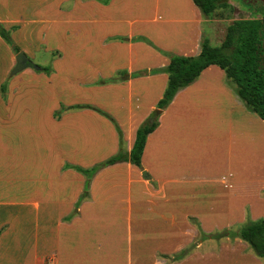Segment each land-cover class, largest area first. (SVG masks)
Listing matches in <instances>:
<instances>
[{
  "label": "crops",
  "instance_id": "obj_1",
  "mask_svg": "<svg viewBox=\"0 0 264 264\" xmlns=\"http://www.w3.org/2000/svg\"><path fill=\"white\" fill-rule=\"evenodd\" d=\"M227 2L232 4L230 0ZM183 5L186 6V11L182 9ZM183 12H187V16ZM221 20L222 18L212 15L203 16L192 0H109L106 4L97 0H0V23L10 29L12 37L56 39L57 44L52 46L54 53L58 52L52 61L53 71L45 78L52 80V86L56 83L55 76L59 71H63V85L69 86L70 75L66 71L73 70L72 81L78 91L92 89L95 86L92 84L99 75L108 78L118 69H126L129 73L140 72L126 80L96 84L98 91L110 93L111 108L88 103L108 111L116 120L122 130V147L126 151L131 148L137 126L154 109L166 85V73H151L150 70L164 66L168 57L145 42L120 41L114 37L130 38L142 34L134 31L135 24L139 23H172L175 35L171 36V41L175 53L194 55L200 50L202 38L207 35L210 37L214 26ZM63 40L66 44L65 41L62 43ZM21 50L25 51L23 47ZM145 52L146 55L157 58L158 65L142 63L141 57ZM14 56V53L9 54L11 66L15 62ZM24 70L23 74L28 78L23 81L11 80L6 85L5 96L0 97V264H149L150 257L144 251L136 250L133 257L129 254V251H134L131 248L132 239L127 243V251L123 252L119 248L121 243L115 240L109 241L111 244L116 242V245L110 246L103 245L104 242L97 239H88L86 233L80 240L69 241L65 238L70 233V228L88 217V210L94 213L90 216L92 218L98 215V208L103 206L109 208L110 205H115L112 211L118 214L123 211L124 224L132 226L134 223L130 214L134 197L139 189L141 192L149 189L147 185L146 188H140L146 180L139 175L140 178L135 177V171L138 173L139 167L125 161L117 162L94 174L90 180L89 196L82 199L76 207L84 177L72 168H64V163L85 167L117 151L118 135L107 118L88 108L66 109L55 117L54 112L60 104L53 100L52 95L50 100L53 103L49 108L48 120L52 127V144L59 148L54 155V181L51 178H39V163L37 158L33 160V153L22 152L21 155L8 157V147L13 145L5 142V134L13 131L35 133L38 129L37 113L32 110L21 113L12 108L14 98L36 96L32 89H27L26 83L40 76L34 73L32 67ZM75 70L79 73H75ZM151 83L156 85L155 91L151 89ZM224 102L227 103L225 106ZM63 103L66 106L84 104L86 100L70 96ZM209 111L218 119L219 128L225 126V119H228V131L234 132L237 128L238 133L241 115L244 126L247 119H252L253 116L249 113L253 111L237 95L235 86L226 79L224 71L216 64L208 65L192 83L176 92L170 103L160 109L157 127L147 135L141 166L149 174L148 181L157 182L160 213L164 216V213L168 214L172 198H179L178 193L183 189L184 183L211 180L204 175L208 157L205 155L202 161H198L192 158L191 149H183L184 142L188 146L193 141V135L197 142L198 131L204 135L209 134ZM152 141L158 143V176L154 175L148 164ZM183 152L187 155L179 160L178 156ZM217 182L220 186L215 190L220 193L215 195L226 198L228 194H235V172L221 174L217 177ZM245 185L246 180L244 187ZM145 207L151 208L150 205ZM169 214L176 217L171 224L179 223L181 228L180 213L171 210ZM68 215L70 218L64 219ZM199 222L203 229L204 224ZM88 226L89 223L83 230H87ZM205 241L207 240H201L191 251L178 258L174 257L171 262H168V257L182 249V245L174 249H161L162 255L158 258V263L212 264L224 261L225 264H231L230 251L236 249L231 245L237 241L227 245L226 241L219 240L220 243L215 247L200 249ZM222 242L225 243L220 245ZM144 243L151 245L148 241ZM242 248H237L236 251L239 252ZM144 255H147V260ZM237 258L241 259L235 257Z\"/></svg>",
  "mask_w": 264,
  "mask_h": 264
},
{
  "label": "rangeland",
  "instance_id": "obj_2",
  "mask_svg": "<svg viewBox=\"0 0 264 264\" xmlns=\"http://www.w3.org/2000/svg\"><path fill=\"white\" fill-rule=\"evenodd\" d=\"M163 1L165 2L166 0ZM230 1L232 4H229L227 7L217 8L212 14V16L222 18V20L219 24L214 26V30L211 31L210 37L207 35L211 45L215 46L221 43L227 25L233 19L260 16L259 13L252 12V10L262 4L264 5V0ZM151 2L152 1H150V4ZM251 5L253 7L252 10H250ZM182 9L186 11V6L183 5ZM183 15L187 16V12H183ZM171 24L172 23L165 24L161 22L135 24L134 31L142 32V34H136L135 36H144L143 32H145L144 34L146 36L144 37L150 40L155 46L158 45V48L166 52L175 53L176 51L173 49L171 41V36L175 35V31L171 27ZM123 28L124 27H120V29ZM11 38L17 46H20V49L21 47L24 48V52L33 63L42 66H50L52 68L53 58H55V54L58 53L57 51L54 53L55 50L52 49V46L57 44L56 39L54 41L53 38L41 40L39 38L32 39L17 36H11ZM64 41L65 40H63L62 43H64ZM155 41L158 43L156 44ZM145 43L148 44L147 42ZM148 45L149 47L151 46L150 44ZM151 47L155 49L153 46ZM10 53H13L10 46L2 39V42L0 43V85L4 84L5 88L11 80L19 79L20 81H23L28 78L23 74L25 73L24 71H26L24 70L25 68L14 75L9 74L13 67L9 62ZM146 53L147 52L142 55L141 62L158 65V59L154 56H148ZM91 56L93 58L94 55L92 54ZM66 72L70 75L69 86L63 85L62 83V78L64 77L62 75L63 71H59V74L55 76L56 83H53V86L52 80H45V78H48L47 75L49 73L47 74L43 71L34 72L37 73V76H40V78H32V80H28L29 83L26 84L27 89H32V92L36 94V96L26 95L21 98H14V105L12 108L16 111L19 110L21 113H23V111L30 112L31 110L37 113V132L13 131L5 134V137H3L5 138V142L13 145L8 147V157H14L23 153H33V160L35 161L36 158L38 160V174L39 178L42 180L51 178V181H54L53 178L56 177L54 155L59 151V148H57V145L52 144L53 140L51 141L52 135L50 133L52 127L48 120L49 108L52 105L53 100H56V103L59 101V104L64 105L63 102L70 96L76 99H80L81 97V99L86 100V103H91L97 106L98 104H101L105 107L111 108L109 98L110 93L106 91H98L97 85L101 83L96 82L102 78L100 75L92 84L95 85V89L93 87L92 89L78 91L72 81V76L74 75L73 70ZM75 73H79V71L75 70ZM89 87H91V85H89ZM151 89L155 91L156 85L151 83ZM2 93L5 95V90L2 92L0 89V97H2ZM52 95L54 96L53 100H50ZM226 104L227 103L224 102L223 105L225 106ZM0 110H2L1 107ZM209 112L207 121L209 134L206 133L204 135L201 131H198V133L196 132L197 142L196 136L193 135V141L188 146L186 142H184V148L181 146V149L183 148L184 150L191 149L193 159L202 161V158L205 155L208 157L209 160L205 167L204 175L211 179L208 182L200 181L199 183H184L183 189L178 193L179 198H172V202L168 208L169 211L172 210L178 214L180 213V222H182L181 228H179V223L171 224V221H173L172 219L176 218L174 214L170 216L168 211V214L164 213V216L160 213L161 204L158 198L157 182L153 181L152 183L148 181L146 177L142 176L141 170L143 168L141 166L139 167L138 173L135 171V177H143L146 181L143 182L145 184L141 185L140 188H146L145 185H147V188L149 189H147V192H141L139 189V193L134 197L132 214H130V219L134 223L132 226L128 227L124 224L123 220H125V216L123 211L119 212V214L118 212L116 213V211H112L115 205H110L109 208L108 206H103L98 208V215L92 218H90V216L94 213L88 210V217L80 224H75V228H70V233H67L68 235H66L65 238L69 241H74V239L80 240L81 236L86 233L88 239L89 237L92 240L97 239L100 242H104H101L103 245H116V242L111 244V242H109L110 240H115L118 243H121V247L119 248L123 250V252L127 251L129 248L127 243L132 239L131 248L134 251H129V254H132L133 257L136 250L139 249V251H144V253L148 254L150 257L149 264H159L158 258L162 255L161 249L166 247L174 249L177 246L180 247L182 245V249L176 254L172 253L168 257V262H171L174 260V257L177 256L178 258L181 254L184 255L191 251L201 240L207 241L203 242L200 249L212 246L215 247L220 243L219 240L226 241L227 245L234 244L237 241L233 246L231 245L232 248L236 247V249L233 248V250L230 251V256H232L231 264H264V258L256 255L247 242L240 238L239 241L243 243L238 242V237L224 234L226 231H236L249 220L264 217V122L255 112H249L253 115L252 119H247V123H245L244 126L243 117L241 115V125L239 126L240 133L237 132V128L234 133L233 131H228V119H225V126L221 127V129L217 123L218 119L213 116L211 111ZM227 117V113H225V118ZM8 126L11 127L10 124H8ZM89 135L90 134L88 133L87 140H89ZM151 143L148 164L154 171V175L158 176V143L155 141H152ZM186 155L187 154L183 152L181 156H178L179 160ZM98 161L100 160L98 159ZM244 164L245 167L243 166ZM232 171L235 172L237 176V189H235V194H228V197L226 198L215 195L220 193L215 190L220 186L217 182V177L224 173L232 174ZM150 178L152 179L151 175ZM245 180L246 185L244 187ZM244 202L245 205H243ZM148 205H150L151 208L146 209L145 206ZM121 208L122 207L119 204V209ZM148 210L153 211L148 212ZM116 220L118 221L116 222ZM199 221L204 224L203 229L200 226ZM88 223L89 228L83 230ZM91 226H94L95 228H91ZM204 234H210V236L205 237ZM60 239H62V237H60ZM144 241L150 242L151 245L149 246L144 243ZM223 243L225 242H222L220 245ZM168 244L172 246H168ZM237 248H242V250L238 252L236 251ZM144 257L145 260H147V255H144ZM235 257H241V259H235ZM24 258L25 257L23 256L22 259ZM137 258H139V260L141 259L139 256H137ZM212 264H225V262L221 261Z\"/></svg>",
  "mask_w": 264,
  "mask_h": 264
},
{
  "label": "trees",
  "instance_id": "obj_3",
  "mask_svg": "<svg viewBox=\"0 0 264 264\" xmlns=\"http://www.w3.org/2000/svg\"><path fill=\"white\" fill-rule=\"evenodd\" d=\"M106 4L109 0H97ZM200 13L205 17H210L217 8L227 7L226 0H192ZM249 7V6H248ZM252 5L250 10H252ZM252 12L259 13L260 16L249 18L233 19L226 27L223 40L218 45H211L209 39L204 36L200 42V50L194 55H183L166 52L155 46L144 36L133 37L116 36L120 41H145L153 46L158 52L168 57V62L161 67L152 68L151 73L164 72L167 81L161 97L157 100L155 108H165L176 92L192 83L201 71L210 64L218 65L225 73L226 79L234 84L237 95L245 105L255 112L264 122V5L255 7ZM0 37L8 43L12 52L16 54L20 51L10 35V29L0 23ZM35 71L50 73V66L38 65ZM140 72H128L126 69L116 70L113 76L100 78L96 83L117 82L126 80L128 77L137 76ZM2 92L5 85L1 84ZM2 93V97H4ZM72 108H88L107 118L114 126L118 135V149L115 153L106 158L84 167L76 164L64 163V168H72L83 175V189L75 205L89 196L90 180L100 169L117 162H129L137 167H141V156L146 142L147 135L158 125V114L154 109L137 126L131 148L126 151L122 147V130L116 120L100 107L84 103L62 105L54 112V116H60L61 112ZM65 216L64 219H69ZM225 235L238 237L247 242L256 255L264 258V217L249 220L236 231H226ZM210 236V234H204ZM182 255V254H181Z\"/></svg>",
  "mask_w": 264,
  "mask_h": 264
},
{
  "label": "water",
  "instance_id": "obj_4",
  "mask_svg": "<svg viewBox=\"0 0 264 264\" xmlns=\"http://www.w3.org/2000/svg\"><path fill=\"white\" fill-rule=\"evenodd\" d=\"M14 57H15V64L10 70V73H9L10 75H14L18 71L26 67H32L33 69H36L38 67V65L33 63L22 50L18 51ZM154 111L157 114L160 113L159 108H156V109L154 108ZM141 174L142 176L149 178V174L146 170L142 169Z\"/></svg>",
  "mask_w": 264,
  "mask_h": 264
}]
</instances>
